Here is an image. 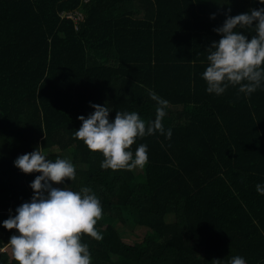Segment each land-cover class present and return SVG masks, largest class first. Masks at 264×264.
<instances>
[{
  "label": "trees",
  "instance_id": "16d2710c",
  "mask_svg": "<svg viewBox=\"0 0 264 264\" xmlns=\"http://www.w3.org/2000/svg\"><path fill=\"white\" fill-rule=\"evenodd\" d=\"M259 0H0V221L28 201L30 182L14 159L37 146L64 153L90 187L102 215L96 240L81 234L91 264H214L240 255L264 264V88L206 91V50L226 16ZM84 17L75 28L66 10ZM250 34L249 30H243ZM166 98L170 138L137 139L139 171L100 167L73 133L91 103L147 120ZM63 186V185H60ZM130 226V232L125 226ZM0 226V264H17ZM129 235V237L127 236Z\"/></svg>",
  "mask_w": 264,
  "mask_h": 264
},
{
  "label": "clouds",
  "instance_id": "9594fccd",
  "mask_svg": "<svg viewBox=\"0 0 264 264\" xmlns=\"http://www.w3.org/2000/svg\"><path fill=\"white\" fill-rule=\"evenodd\" d=\"M264 4V0H259ZM220 34L206 50L207 64L201 73L206 91L222 94L236 86L245 96L264 88V7L226 16L223 24L213 29ZM243 30H249L246 34ZM155 101V116L145 120L136 111L116 110L104 104L90 102L93 109L87 117L79 115L80 127L73 135L88 149L99 152L102 169H132L147 162V145L130 146L142 137L154 133L170 138L171 128L162 122L169 101L149 91ZM13 164L23 173H38L30 182L33 194L15 208V214L0 221L5 229H14L8 244L17 264H91L89 247L81 240L87 234L96 240L102 234L94 227L102 215L99 197L87 186L79 190L66 187L64 178L75 179V165L70 159L48 158L41 147L18 155ZM63 185V186H60ZM264 193V185L256 184ZM214 264H247L243 256L228 260L213 259Z\"/></svg>",
  "mask_w": 264,
  "mask_h": 264
},
{
  "label": "built area",
  "instance_id": "2783aa9c",
  "mask_svg": "<svg viewBox=\"0 0 264 264\" xmlns=\"http://www.w3.org/2000/svg\"><path fill=\"white\" fill-rule=\"evenodd\" d=\"M84 2H87V0H84ZM60 15L61 18L71 19L74 23L75 28H77V25L83 20L84 17L83 13L79 9L62 11Z\"/></svg>",
  "mask_w": 264,
  "mask_h": 264
},
{
  "label": "rangeland",
  "instance_id": "374dc122",
  "mask_svg": "<svg viewBox=\"0 0 264 264\" xmlns=\"http://www.w3.org/2000/svg\"><path fill=\"white\" fill-rule=\"evenodd\" d=\"M48 153H50L52 156H54V158H56L57 156L61 157V158H67V156L62 153V152H59L57 149H54L53 150H50ZM68 159V158H67ZM140 167H136V171H139ZM125 228L127 229V231L130 232V226L127 225L125 226ZM129 237V235H127Z\"/></svg>",
  "mask_w": 264,
  "mask_h": 264
}]
</instances>
